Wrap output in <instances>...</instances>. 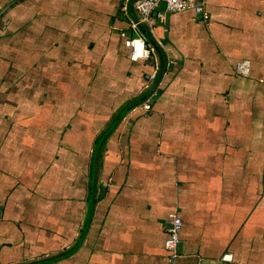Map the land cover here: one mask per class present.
<instances>
[{"label":"crops","instance_id":"0c3cea01","mask_svg":"<svg viewBox=\"0 0 264 264\" xmlns=\"http://www.w3.org/2000/svg\"><path fill=\"white\" fill-rule=\"evenodd\" d=\"M202 7L0 0V264H264V0Z\"/></svg>","mask_w":264,"mask_h":264},{"label":"built area","instance_id":"2783aa9c","mask_svg":"<svg viewBox=\"0 0 264 264\" xmlns=\"http://www.w3.org/2000/svg\"><path fill=\"white\" fill-rule=\"evenodd\" d=\"M160 1H164V11H178L186 8H192L199 13L202 19L207 18V13L203 11V0H134L133 9L142 23H150L152 20L151 12L155 10L157 16H162L163 11L156 10ZM133 32L124 36L123 43L128 47L129 58L131 60L147 59L150 56V50L147 46L145 37L137 30L136 22L131 23ZM249 70V62L247 59H241L235 62L234 71L240 75H247ZM150 78H154L155 72L149 74ZM142 109H148L149 104L147 98L140 104ZM181 226L180 216L174 211L169 213L166 219L164 239V247L167 250L168 258L177 255V243L179 241L178 231Z\"/></svg>","mask_w":264,"mask_h":264},{"label":"water","instance_id":"95a60500","mask_svg":"<svg viewBox=\"0 0 264 264\" xmlns=\"http://www.w3.org/2000/svg\"><path fill=\"white\" fill-rule=\"evenodd\" d=\"M133 1H134V0H129V9L131 10V13H132V15H133V16H132V20H133L134 22H136V25H137L138 29L140 30V33H141L145 38H147V37H148V35H147V32H148L147 29H145L144 24H143L142 22L138 21L137 16L134 14L135 12H133V10H134V9H133ZM164 5H165L164 1H160L159 4H158L157 7H156V10H164ZM2 11H3V9H0V14L2 13ZM160 74H161V70L159 71V74H158V76H157V79H156L154 85L157 83ZM145 98H146V97H145ZM145 98H144V99H145ZM90 206H91V191H90L89 200H88V208H90Z\"/></svg>","mask_w":264,"mask_h":264}]
</instances>
